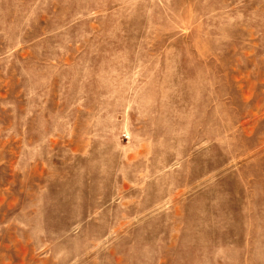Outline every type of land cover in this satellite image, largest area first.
<instances>
[{"label": "rangeland", "instance_id": "1", "mask_svg": "<svg viewBox=\"0 0 264 264\" xmlns=\"http://www.w3.org/2000/svg\"><path fill=\"white\" fill-rule=\"evenodd\" d=\"M0 264H264V0H0Z\"/></svg>", "mask_w": 264, "mask_h": 264}]
</instances>
